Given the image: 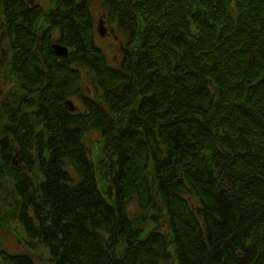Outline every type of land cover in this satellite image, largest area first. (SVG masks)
<instances>
[{"label":"trees","instance_id":"obj_1","mask_svg":"<svg viewBox=\"0 0 264 264\" xmlns=\"http://www.w3.org/2000/svg\"><path fill=\"white\" fill-rule=\"evenodd\" d=\"M52 1L0 0V67L16 79L0 96V190L18 197L28 250L53 264H264V0ZM95 3L125 37L118 66L94 44ZM84 70L96 92L76 111Z\"/></svg>","mask_w":264,"mask_h":264},{"label":"rangeland","instance_id":"obj_2","mask_svg":"<svg viewBox=\"0 0 264 264\" xmlns=\"http://www.w3.org/2000/svg\"><path fill=\"white\" fill-rule=\"evenodd\" d=\"M33 3L39 4L43 7L45 13L50 12L55 8V4L52 0H32ZM98 3H95L92 6V13L95 18V31L93 36L94 44L99 48L105 55L107 62L112 66H118L123 57V49L125 45L122 43L125 37L123 32L115 29V24L113 23H100L101 10L98 8ZM43 21H40L42 24ZM47 26V24H44ZM60 33L58 30H54L52 34V41L58 42ZM139 43V41H138ZM5 44V51H7ZM8 67V66H7ZM6 65L0 67V96L3 95L6 98L5 94L8 91H11L15 88L16 79L12 77H7L9 75L8 68ZM7 80L5 81V79ZM81 92L77 95L71 97V101L75 106L73 109L76 111H86V107L83 102V95L95 96L96 87L90 81L89 76L84 70ZM92 140H88L92 148V156L96 162L100 163V160L103 159L102 148L100 143L99 133L92 134ZM13 158L17 160V154L13 155ZM105 160V159H104ZM102 173V172H101ZM3 184L2 189L0 190V264H13L11 262L5 261L3 259V253L9 254H25L30 253L34 259V264H53L50 261V254L46 248H36L35 250H28L27 241L28 239L23 233L21 223L17 220V208L18 201L17 196L14 194L9 185ZM101 185L107 189L110 186L108 182V177L104 176L101 178ZM108 191V190H106ZM19 200V199H18ZM9 205H14L13 209Z\"/></svg>","mask_w":264,"mask_h":264},{"label":"water","instance_id":"obj_3","mask_svg":"<svg viewBox=\"0 0 264 264\" xmlns=\"http://www.w3.org/2000/svg\"><path fill=\"white\" fill-rule=\"evenodd\" d=\"M54 51L57 55H67L69 52V48L63 44H54L53 45Z\"/></svg>","mask_w":264,"mask_h":264}]
</instances>
